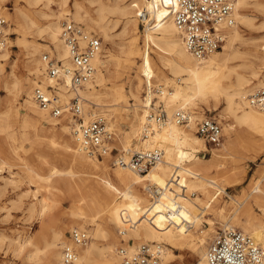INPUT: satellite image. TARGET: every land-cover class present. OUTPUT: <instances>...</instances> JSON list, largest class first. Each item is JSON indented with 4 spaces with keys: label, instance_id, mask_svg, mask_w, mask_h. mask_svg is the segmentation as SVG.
Wrapping results in <instances>:
<instances>
[{
    "label": "bare ground",
    "instance_id": "1",
    "mask_svg": "<svg viewBox=\"0 0 264 264\" xmlns=\"http://www.w3.org/2000/svg\"><path fill=\"white\" fill-rule=\"evenodd\" d=\"M37 1L30 0L34 4L38 3ZM57 1L59 11L50 7L55 0H48L46 4L49 5L50 13L36 9L39 15L48 19V22L43 24L20 8L16 9L11 17V13L0 4V15L5 14L11 19L6 34L13 30L23 36L19 43L27 50L26 70L30 75H36L40 79L34 81L30 78H18L23 76H18L13 65L8 74H4V78L0 80V87L8 90L11 97L5 103V110L4 108L0 110V133L10 131L14 125L20 123L23 140L34 141V136L36 138L43 136L41 130L47 123L53 129L60 128L72 135V126L78 125V122L71 113L66 112L61 117H54L42 109L33 98L34 82L35 85H47L51 82L44 74L45 67L41 58L43 53L40 56L38 54L42 50L45 52L49 50L50 53L55 50L60 59L68 55L61 39V18L69 20L68 16L71 15L75 20L82 21L91 29L101 32L110 44L109 49L103 45L102 53L95 58L97 70L93 79L80 90L82 96L101 107L103 114L110 110L121 112L119 114L125 113L128 96L135 100L137 102L135 105L140 104L143 112L134 108L132 117L129 118V129L121 140L122 150L141 151L162 147L165 154L162 160L145 173L122 167L110 172L103 162L110 154L105 155L104 160L92 158L79 149L74 135L76 148L68 139L57 140L60 136L59 132H55L48 146L52 151L64 155L68 168L60 169L54 166L50 169V175H44L33 166L26 167L29 180L37 183L32 195L38 197V193L46 188L50 192L49 196L42 195L43 198L39 199L41 215L57 207L63 197L62 194L66 192L72 194L77 208L72 212V220L80 228L88 226L92 236L90 244L76 246L78 258L74 264H120L116 243L112 241L111 226L114 224L118 228L123 216L137 223L128 230L124 239L160 244V257L164 264H173L179 258L173 249L196 251L199 256L198 264H208L207 251L203 243L206 234L203 232L191 239L185 226L200 224V209L207 204H213L222 193H227V185H235L236 181H239L232 180L229 174H226L223 175V182H220L219 175H213L214 170L224 169L220 158L235 146L243 144L244 137L237 131V126H244V130L251 134L258 132L260 139L263 140V144H258L259 148L264 146V111L250 105L248 100L254 88L264 83V43H255V49L245 53L246 62L231 64L235 59L242 57V52L235 47V42L241 36L239 27L236 26L228 29L227 42L221 52L217 51L206 59L198 60L185 48L172 16L163 7H154L146 0H89L90 3L96 4L93 12L84 1L75 0L72 10L69 9L71 0ZM142 5L149 8L151 11L149 20L155 23L153 28L149 26L145 28L143 49L138 44L137 35L139 19L137 12ZM253 5L264 7V2L239 0L236 12L238 23L244 26L252 25L251 17L246 10ZM109 16L122 20L120 32L122 39L119 44L114 40L110 25L112 20ZM88 27L85 29L90 31ZM35 35L40 40L38 45H29L27 38ZM11 47L12 41L8 40L7 45L0 51V67L3 72L11 59ZM154 48L159 50L158 63L154 62L152 56ZM138 57L139 74L133 76L132 69ZM247 68L250 69L251 76L246 75ZM167 71L177 78V81L173 82L174 85L165 82L172 89L162 87L158 83L156 89L151 87L153 77L161 80L167 77ZM122 78H126V84L118 83ZM69 80V77H65L64 83L60 85L61 89L66 91L64 96L67 98L73 95L68 89ZM142 83L147 90L145 102L141 96ZM21 93L26 95L25 107L29 114L32 113L34 116L26 113L19 119L16 103ZM155 97L168 104V120L161 126L153 122V132L142 136V127L153 105L151 100L154 101ZM105 107L110 109H104ZM221 107L223 108L219 114L224 120L228 139L222 147L210 149L211 159L203 160L198 153L206 152L209 148L206 140L196 133V120L204 117L207 109L217 111ZM178 109H189L193 114L190 124L183 125L185 128L173 118V113ZM83 115L85 122H88L98 113L93 111L90 116L85 106ZM63 119L68 122L62 121ZM109 123L112 125V119ZM30 129L35 130L32 138L28 133ZM15 136V133L9 134L13 142L16 140ZM135 138L140 143L133 147L132 141ZM19 149L11 144L3 151L1 145L0 153L3 151L5 154L18 155ZM6 164L5 160L1 161L0 172H3ZM141 187L145 188L147 194L141 192ZM189 192H198V195L191 197ZM231 199L234 201L232 216L237 220L243 219L247 232L264 248V175L251 184L250 193L243 199L233 196ZM253 204L259 206L261 216L253 212ZM34 209L33 204L32 210ZM222 211L224 209H220V212ZM64 232V225L58 223L52 233L44 238L43 246L40 247L31 237L24 242H18V248L22 251L25 247L35 246L28 254V258L35 262L64 264L61 260ZM99 237L106 240L103 246L97 243ZM135 245L132 243L128 246L132 248Z\"/></svg>",
    "mask_w": 264,
    "mask_h": 264
},
{
    "label": "rangeland",
    "instance_id": "2",
    "mask_svg": "<svg viewBox=\"0 0 264 264\" xmlns=\"http://www.w3.org/2000/svg\"><path fill=\"white\" fill-rule=\"evenodd\" d=\"M79 1H84L85 4L89 6L91 10H93L94 12V7L96 6V4L90 3L89 0H79ZM259 1L264 2V0H259ZM37 2L38 3L34 4L31 3L30 0H0L1 6L5 8L8 13H11L10 15L11 17L16 11V9L20 8L24 12L28 13L30 17L40 21L41 24L47 23L48 19L42 17L36 11L42 9V11L50 13V9L48 8L49 5L48 6L46 5L48 3V0H38ZM74 2L75 0H71L69 9L71 10L73 9ZM50 5L52 9L59 11L60 7L57 0H55V2H52ZM246 12L251 17L252 25L244 26L241 23L237 22L238 23L237 26L239 27V30L241 32L240 33L241 36L235 42V47L242 52V57L235 59L234 61L231 62V64H241L246 62L247 60L244 58L245 53L251 51V49H255V45H254L255 43H260V44L264 43V7L261 6L256 7L253 5L252 7L247 8ZM0 17H5L9 25V20H11L10 17H7L5 14L4 15L1 14ZM68 17L69 20H74L75 22L83 24L86 28L88 27V25H86L84 22L75 20L71 15H69ZM109 17L112 20L110 25L112 26L111 30L112 33L114 34V40L119 44V42H121L122 39L120 37L121 36L120 32L122 29V20H119L117 17H113V16H109ZM65 20H67V18H61V25ZM137 22H138V26H137L138 44L140 45V48L143 49V43H144L143 35L145 30L143 29V26L140 25L139 19H137ZM88 28L90 29V31H94L101 37L103 45L106 49L110 48V44H108V42L104 39L101 32H99L98 30L91 29L90 27ZM8 36H7V42L8 40L12 41L11 59L6 64L4 70L5 73L2 71V68L0 67L1 68L0 80L4 78V74L5 75L8 74V72L11 70V66L13 65L15 67V71L18 74V76H23L18 78L21 79L30 78L33 79L34 81H39L40 80L39 77H36V75H30L29 72L26 70L25 64L28 60L27 50L23 44L19 43L20 41L23 40V36L20 35V33H18L17 31H13V30H11V33L8 34ZM38 38L39 37L36 35L33 37H28L27 38L28 44L32 46L33 45L37 46L38 42L40 41ZM46 40L48 41V38H46ZM46 43L49 44V42ZM52 48H53L52 50H54L53 46ZM48 51L49 50H46V52ZM44 52L45 50H42L38 54V56H40L41 53ZM54 52L56 51L54 50ZM158 52L159 50L157 48H154L152 50V56L155 63L156 62L158 63ZM218 52H221V50H219ZM139 57L135 60L136 64L133 66L132 69L133 76L136 73L139 74V63H140ZM166 75L167 77H164L161 80L153 77L151 87L156 89V84L158 83L161 84L162 87H168V89H172V87L165 84V82H168L170 85L172 84L174 85L173 82H176L177 78L176 76H174V74L169 73V71L166 72ZM246 75L251 76L250 69L248 68L246 71ZM118 83L126 84V78L120 79ZM35 84L36 83L34 82V86H36ZM258 87L259 86H256L254 88V91ZM146 95H147V90L145 88L144 83H142L141 96L144 102L147 101L145 98ZM10 97L11 95L9 94L8 90H6L1 86L0 110L4 108L6 101ZM25 98L26 95L24 93H21L18 97L19 100L16 103L19 110V119H21L26 113L29 114V110L25 107L24 104ZM151 102L152 103L155 102L156 103L155 105H157L160 101L158 97H155L154 101L151 100ZM135 104H137V102L128 96V102L126 103L127 111H125V113L123 112L122 113L123 115L119 114L121 112L116 113L115 111H111V110L105 112L106 114H109L106 115L103 114L104 112L101 113L102 111L101 107L93 104L88 99H86V102L84 103V109L85 106H87L90 116L93 111H96V113H98L96 117H91L90 120L95 119L97 117H103L106 121L109 122L110 119H112L111 126L116 131V136L112 142L113 154L112 155L110 154L109 157L106 158V160L100 159V160H104L103 162L105 163L106 168L110 172H114L117 168H121L113 164L114 156L116 154H127L125 151L122 150L123 148H122L121 140L125 132L129 129V118L132 117L134 108L136 107L138 108L139 112H143L141 105L140 104L135 105ZM164 106L168 111V104L166 102H164ZM222 108L223 107H221L217 111L214 110L209 111L208 109L206 111L205 116H209V115L215 116L222 124L223 138L219 145L207 144L209 148L208 151L198 153V155L200 154L199 156L203 160L211 159L212 152L210 149L222 147L223 144L226 143L228 139L225 132L224 120L219 114ZM104 109L109 110L110 108L105 107ZM3 110H5V108ZM196 110H200V109H196ZM29 115L34 116L32 113H30ZM204 117H199V118H204ZM62 121L68 122V120L66 119H63ZM77 126L78 125L75 124L72 126V135H71L66 132H63L60 128H55L56 129L55 130L52 128V126L46 123L45 127L41 130V134L43 135L41 138L39 137L36 138L34 136L35 130L30 129L28 133H30L31 138L34 136L35 138L34 141L23 140L20 123L14 125V127L10 129V131L8 130L7 132L0 133V146L2 145L3 151L8 149L11 144L20 148L18 155L8 154V153L5 154L3 153V151H1L0 153V163L2 160H5L7 162L3 172H0V264H43V263L35 262L28 258V254L35 248V246L25 247L24 250L21 251L18 248V242L20 241L24 242L26 239L32 237L33 240H35L37 244L41 247L44 244L43 243L44 238L52 233L53 229L56 228L58 223H61L62 225H64L65 232H64L63 241L65 243L69 241L68 239L69 233L76 227L80 228L78 224L72 220L73 219L72 212L77 209L73 202L72 194H70L69 192L62 194L63 197L59 201L57 207H55L51 211H48L45 215H41L40 212L41 204L39 199L43 198V196L45 195L49 196L50 192L46 188V190H42L41 192L38 193V197H34L32 194L34 192L33 190H35V188L37 187V183L35 182L32 183V181H30L26 175L27 165L33 166L35 169L38 170L39 173H42L44 175H50L51 174L50 169L54 166L60 169H67L68 163L65 160L64 155L62 153L52 151L48 145L50 143V138L53 136V134L55 132H59L58 136H60V139L59 138L57 139L56 136L57 140L63 141L68 139L72 142V144L76 148V142L74 141L75 136L73 137V135H74V129ZM183 127L185 128V126ZM237 129H238L237 131H240L242 133V136L244 137L243 144L240 146H235L233 149L227 151L225 155L220 158V162L223 163L224 169L222 168L219 171L214 170L213 175L214 174L219 175L220 182H223L224 179L223 175L226 174H229V178H231L232 180L236 181V179H239V181H236L235 185H231V186L227 185L226 186L227 193H222L213 204H207L202 209H200V214H201L200 224H198L197 226H194L193 224H189L187 225V227L185 226V228L188 230V233L191 235V239L199 236L200 234H203V232L204 234H206L205 239L203 241L205 245L204 248L206 249V251L208 250L209 245L211 244L217 233L221 229L226 227L225 224L233 225L234 227H237L247 232L244 220L243 219L237 220L232 216L234 211V205H233L234 201L231 199V196L239 199H243L245 196H247L250 193L251 184H253V182H255L257 179H260L262 175H264V146L262 148H259L258 145L259 143L263 144V140L260 139V134L258 132L254 134L248 133L244 130L245 127L241 125H238ZM10 133L16 134L15 136L16 140L14 142L9 137ZM137 138L133 139L132 141L133 147L136 144L140 143L139 141H137ZM58 151L60 150L58 149ZM27 188H29L30 190ZM140 190L141 192L147 194L144 187H141ZM189 194L191 195V197H194L198 195V192H189ZM76 195L77 194L75 193V196ZM151 200H153V198ZM251 200L252 199H250V201ZM33 204L35 207L34 210H32ZM252 207H253V212L257 216H261L262 211L260 210L259 206L253 204ZM220 209H224V211L220 212ZM111 227L113 233L112 241L116 243L115 245L116 251L118 247H120L123 244L129 245L132 243L134 244L146 243L143 241H135L134 239H128V240L124 239L126 236L124 235L123 237H121V235H119L118 233L117 227L114 224H112ZM84 229L88 230L90 234V240L86 243V244H90L92 242L91 233L88 229V226ZM122 239H124L125 242H123ZM97 243L100 246H103L106 243V240L103 237H99L97 239ZM173 251L179 257L173 264H198V259H199L198 252L191 250L181 251L176 249H173ZM161 264L164 263L161 261Z\"/></svg>",
    "mask_w": 264,
    "mask_h": 264
},
{
    "label": "built area",
    "instance_id": "3",
    "mask_svg": "<svg viewBox=\"0 0 264 264\" xmlns=\"http://www.w3.org/2000/svg\"><path fill=\"white\" fill-rule=\"evenodd\" d=\"M152 6L163 7L172 16L180 32L183 43L196 59L203 60L211 54L222 50L227 42V31L237 26L236 12L239 0H146ZM136 4V3H134ZM143 29L153 28L155 23L149 20L151 11L142 5L137 12ZM8 21L0 17V51L7 45L6 28ZM61 39L67 48L68 55L60 59L56 52H44V74L51 80L47 85L37 84L33 89L34 101L54 117H61L69 112L79 122L74 129V136L80 150L92 158L103 159L113 154L112 142L116 131L103 117L85 122V97L80 90L89 83L97 70L94 60L103 51L101 37L87 31L85 26L74 20L62 23ZM69 77L68 89L73 92L69 98L64 96L60 85ZM158 90V89H157ZM63 92V93H62ZM250 105L264 111V83L255 89L248 98ZM153 102L143 124L141 135L153 132V122L161 126L168 120V111L164 102L157 105ZM175 122L188 125L193 120L189 109H178L173 113ZM196 133L209 145H219L223 138L220 121L212 115L196 120ZM127 154H116L113 164L132 169L139 173L147 172L162 160L165 150L154 147L141 151H125ZM137 223L123 216L117 228L123 237ZM69 241L61 248V260L64 264H74L78 258L77 245H85L90 240L88 230L74 228L69 233ZM125 242L124 239H122ZM120 264H161L160 244L139 243L134 247L126 244L117 249ZM206 259L208 264H263L264 248L249 233L234 227L226 226L214 237L208 247Z\"/></svg>",
    "mask_w": 264,
    "mask_h": 264
}]
</instances>
